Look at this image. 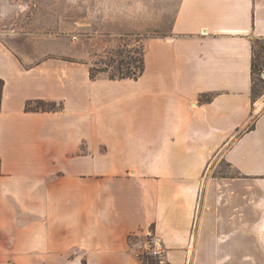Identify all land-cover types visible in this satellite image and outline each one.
Masks as SVG:
<instances>
[{
	"label": "crops",
	"instance_id": "obj_1",
	"mask_svg": "<svg viewBox=\"0 0 264 264\" xmlns=\"http://www.w3.org/2000/svg\"><path fill=\"white\" fill-rule=\"evenodd\" d=\"M255 39L264 0H181L138 80L26 67L0 44V264H149L151 229L165 246L158 264H264ZM33 100L63 109L27 112ZM220 154L237 177L206 181Z\"/></svg>",
	"mask_w": 264,
	"mask_h": 264
},
{
	"label": "rangeland",
	"instance_id": "obj_2",
	"mask_svg": "<svg viewBox=\"0 0 264 264\" xmlns=\"http://www.w3.org/2000/svg\"><path fill=\"white\" fill-rule=\"evenodd\" d=\"M180 1L0 0V44L26 67L49 60L63 61L87 71L97 70V74L109 69L99 74L100 79H106L121 62L134 70L150 39L171 34ZM261 48L264 40L254 43V99L264 96ZM109 64L111 67H107ZM236 177L220 154L211 160L205 180L217 184ZM215 191L220 190L216 187Z\"/></svg>",
	"mask_w": 264,
	"mask_h": 264
},
{
	"label": "trees",
	"instance_id": "obj_3",
	"mask_svg": "<svg viewBox=\"0 0 264 264\" xmlns=\"http://www.w3.org/2000/svg\"><path fill=\"white\" fill-rule=\"evenodd\" d=\"M259 40L257 39L256 41H253V64H252V74H253V89H252V94L253 98L255 97V51H254V43L258 42ZM261 52L264 54V48H261ZM107 67H111V64L107 65ZM114 67V66H113ZM123 69H127L128 72H124ZM109 70V69H108ZM108 70H103L99 71L98 74L95 73L96 71H93L92 69L89 70L90 72V78L92 80H97L102 77L99 76V74H106L108 73ZM116 72L112 75H107L105 76L106 79L108 80H125V79H132V80H138L145 71V61H144V55L143 57L139 60L137 67L134 68V70H129V64L126 67L124 63H120L116 68ZM3 88H4V81L0 79V113H1V108H2V96H3ZM260 96V95H257ZM256 96V97H257ZM212 100L211 96L205 95L202 96L200 101L208 103ZM25 109L27 112H57L63 109V105L56 103V102H51V101H46V100H33L29 101ZM255 124L251 125L249 130H252L254 128ZM0 175H1V159H0ZM149 264H158L154 263L152 261L149 262Z\"/></svg>",
	"mask_w": 264,
	"mask_h": 264
},
{
	"label": "built area",
	"instance_id": "obj_4",
	"mask_svg": "<svg viewBox=\"0 0 264 264\" xmlns=\"http://www.w3.org/2000/svg\"><path fill=\"white\" fill-rule=\"evenodd\" d=\"M140 256L146 258L148 263L153 260L158 263H163L165 246L161 239L155 235L152 229L146 235V240L142 246Z\"/></svg>",
	"mask_w": 264,
	"mask_h": 264
}]
</instances>
